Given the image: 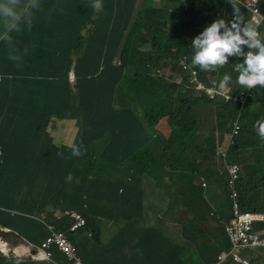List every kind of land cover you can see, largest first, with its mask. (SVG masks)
<instances>
[{
	"label": "trees",
	"instance_id": "obj_1",
	"mask_svg": "<svg viewBox=\"0 0 264 264\" xmlns=\"http://www.w3.org/2000/svg\"><path fill=\"white\" fill-rule=\"evenodd\" d=\"M50 1L45 0V3ZM154 1L149 16L150 9L141 7L139 0H107L105 4L101 0L105 11L94 9L92 4L90 9L85 7V0H64L65 14L60 10L63 34L59 41L48 34L42 38L33 34V40L36 37L41 40L44 53L56 64L49 67L46 76L49 80H39L40 85L20 78L10 80L9 76L21 73L7 72L12 67L0 65V69L6 70L0 71L5 77L0 85V228L11 230L4 233L0 229V237L18 235L40 243L48 235L47 223L67 232L72 225L68 206L86 218L85 230L97 226L94 223L103 212L100 204L110 201L104 199L110 188H116L118 200L129 205L130 209L124 208L125 216L143 220L149 194L128 195L124 187L129 189L130 185L137 193L142 192L145 177L153 178L157 188L178 202V161L180 157L188 158V154L178 151L177 142L183 143L181 139L194 129L191 124L194 105L213 104L204 96L199 97V101L192 96L195 92L188 89L190 74L183 69V57L189 56L191 66L193 38L218 18L230 21L233 6L227 0H159L172 5L176 3L171 11L180 23L175 24V19L158 16L157 12H162L165 4ZM235 7L239 9V19L246 25L247 12L238 3ZM259 7L264 15V0H259ZM86 10L90 11L84 13ZM262 30L263 27L257 29L261 35ZM21 35L23 40L16 39V47L33 50L36 47L34 41L28 40L25 33ZM9 51L15 54V47L4 46L0 56L8 55ZM36 54L29 55V65L34 62L37 66L44 60L37 59ZM242 59L230 57L234 63H241ZM118 60L120 64L116 63ZM72 69L76 79L74 85L68 80ZM158 69L169 70V74L154 75ZM196 69L201 72V79L207 80L203 71ZM225 74L232 77L228 87L236 90V75L226 65L220 68L219 79L222 80ZM178 79L183 83L178 84ZM7 84L17 86L18 90L4 91ZM254 91L252 100L256 103L261 97L264 103V87L258 86ZM55 94L56 99L53 98ZM57 102H63L66 108L61 109ZM233 105L215 107L213 129L218 134L230 130ZM261 112L264 118V111ZM125 120L135 123L143 143L134 150L132 165L123 173V182L108 184L101 178V173L95 171L99 159L116 161L114 156H106L109 149L115 147V152L117 148L124 152L121 163H126L131 155L125 151V145L136 146L125 137L130 134L128 125H121L120 131L110 129L111 124ZM150 129H155L150 134L157 136L153 141L151 136L148 137ZM121 136L123 140L117 142ZM198 139L199 135L192 133L182 145ZM73 145L79 147L80 155L72 154ZM241 147L250 150L241 153ZM142 154L143 162L139 158ZM229 161L241 167L238 193L242 209L249 212L256 208L262 210L264 140L258 136L238 141L231 150ZM181 186L186 190L183 201L188 204L186 207L182 203L180 207L165 210L164 206L154 205L162 213L163 222L171 219L181 226V240L171 239L159 225H150L145 227L139 242L133 241L138 236V227H135L122 230L110 243L102 244L99 231L91 230L96 247H103L113 255L123 254L120 263L111 257L105 264H140L129 262V257L144 251L147 264L216 262L217 254L228 247L224 225L210 216L208 204L199 201L203 193L197 196L199 202L195 201L196 195L190 191L192 180L185 173ZM66 187L70 192V203L63 205L62 210L51 208L58 191ZM133 200H138L140 208L135 209ZM10 210L21 214L13 216ZM116 211L118 213V209ZM208 220L210 222H206ZM202 222L210 229L203 230ZM68 235L72 239V233ZM17 259H7L0 254V264H17ZM58 259L62 261L63 257L58 255ZM19 262L48 264L28 259H19ZM84 263L90 264L87 260Z\"/></svg>",
	"mask_w": 264,
	"mask_h": 264
},
{
	"label": "clouds",
	"instance_id": "obj_2",
	"mask_svg": "<svg viewBox=\"0 0 264 264\" xmlns=\"http://www.w3.org/2000/svg\"><path fill=\"white\" fill-rule=\"evenodd\" d=\"M247 1L248 0H227V2L233 6L232 19L230 21H226L224 18H218L215 21H213L210 25L205 27L204 30L199 35L193 38L191 43V48L193 50V54L191 57L192 67L189 65V56L184 55L183 57V69L184 71H187L190 74L188 89L194 91L195 93L192 94H196L198 96V99L195 98L196 100L199 101L200 98L204 96L213 103L212 105L214 109L215 107H220V105H228L232 103L234 104L233 105L234 114L232 118L229 120L230 130L227 133H222V134H218L216 132L217 137H220L223 134H225V140H223L218 145L216 149V155L217 158L220 160L219 163L225 168V173H226L225 187L227 192V198L230 202V207H229L230 217L228 219H225V221H222L217 213H211V211L208 209V211H210V216L216 217V219L220 220L221 225L222 224L224 225L223 232L227 236V244H228V247L223 248L217 254L216 262L212 264H230V263L243 264L241 262L235 261L233 259L234 255L238 256L241 260L246 261L247 264H255V262L258 259L257 255H253L250 259H248L243 255V253L249 251L250 249H256V248H260L264 251V247L262 246H249V247L238 246L237 251H235L234 244L230 240V236H229V229H230L229 226L231 220L233 219V202L230 198V191L227 186L228 183L227 167L232 164H236L239 168L238 180L236 182V192H237V202L239 204L240 211L246 212L250 215L251 231L252 233L257 234L253 230V220H252L251 212L242 209L239 200L238 182L241 176V167L237 163L228 160V155H231L232 148H234L235 145H237V142L240 141L242 132L244 131L245 122L242 121V108H244L246 104H248V102L251 99H253L254 88L258 86L264 87V22L255 28L250 26L251 13L245 7ZM257 2H258L259 11L261 15L264 17L259 7V0H257ZM235 3L241 5L244 8V10L247 12L248 20H246V25L239 19V15H238L239 9L235 7ZM91 6L94 9H99L102 7V2L101 0H93ZM40 10H42L41 0H0V42H4L6 45L15 47V54H13L12 51H9L8 55L5 53V56L1 57L2 59H5L3 61L4 64H7L9 67L24 66L23 64H20V61L22 60L27 65H29L26 59L21 57L20 50L16 47L14 34L15 33L19 34L25 28H27L30 31L33 26L35 13ZM217 16L220 17V14H217ZM260 27H263L262 35L257 31V29ZM26 51L27 49H25V52ZM233 56L242 57L243 58L242 62L241 63L232 62L230 60V57ZM15 62H17V64ZM116 63L120 64L119 60L116 61ZM225 65L229 66L232 72L236 75L235 77L238 83V86L235 88L236 90H233L228 87L232 79L230 75L225 74L222 80L219 79L218 76L219 70L221 67H224ZM197 67L203 71L204 76L207 80L201 79V72L196 69ZM36 73L37 76H30L28 74L21 73L20 75H11L8 78L10 80L20 78L30 81V80H36L39 78V76H41L42 79H46L47 76L46 72H39L36 69ZM167 74H169V70L165 71L162 69H158L154 73V75H164V76ZM72 78L73 81H71ZM4 79H5L4 74L0 72V85L4 82ZM68 80L71 85L75 84L76 79H75L74 69H72L68 74ZM177 83L182 84L183 81L181 79H178ZM214 83L216 85H214ZM201 85H203L204 88H201ZM211 89L216 90V95L213 98L211 97ZM246 89H250V96L246 98L243 104H241L238 96L241 91H245ZM226 95L229 96L228 100H226L227 97ZM198 104L199 103H197V105ZM197 105H194L192 109V111L194 110L193 111L194 113L197 109ZM4 112L6 113V110ZM206 112H208L209 114L205 115ZM201 115H204V118L207 121L209 116H211L209 111H202ZM213 115L215 121L216 118L215 114L213 113ZM254 115L255 112L253 113L251 120L253 119ZM139 117L142 116L139 115ZM235 122L239 126L237 135H233L232 133L234 128L233 124ZM191 124L192 127H194L192 133L195 131L197 132L201 131V126L199 125L198 122L194 120V114ZM254 127L259 138L264 140V120L257 121ZM155 138H157V136L153 135L152 141ZM230 140L233 141V144H229ZM177 144L179 147L178 151H181L180 149L182 143L177 142ZM220 150L226 151L225 157L221 156V154L219 153ZM72 154L80 155L79 147L73 145ZM179 161H178V165H179ZM202 180L203 183L201 185L203 187H206L207 184L205 183L204 179ZM153 181L155 182L154 179ZM175 203H179V198H178V202H176L175 199ZM183 205L184 207H186L188 204L183 203ZM53 206L54 204H51L50 207L53 208ZM176 206H172L171 208L174 209ZM178 206L180 207L181 205ZM156 211L159 214L158 216L161 217L162 213L158 210ZM10 213L13 216H17L21 214L18 211H14V210H10ZM67 214L71 215L72 217V225L69 226L67 232L58 230L57 226L53 223H47L46 227L48 230V235L40 243H34L24 237L20 238L18 235H16L13 238V240H16L17 242L16 244L14 243L13 245H9L6 241L0 239L1 256L6 257L7 259L10 257L18 258L17 264H20L19 259L22 260L28 259L36 262H46L48 264H74L78 260L79 264H85L83 258L77 254V246L75 243L72 242L71 237L68 235V233H72V236H74L78 231H82L87 225L86 218L81 213H78L76 211H68ZM75 214L81 215L82 218L85 220V224L82 227L73 228V226L76 224V219L74 217ZM206 222H210V221L208 220ZM177 225L181 229V226L178 223ZM49 226H54L57 234H63V236L74 245L75 253H76L75 260L72 261L69 260V258L64 253H62L56 245H52L49 250L52 256L49 258L46 257L45 250L43 249V244L52 235V232L49 230ZM0 229L4 233L11 232V230L9 229H3V228ZM87 230H89L88 237L92 238L91 237L92 231H90V229ZM258 236L264 242V237H261L260 235ZM201 242L202 241L200 239L199 243ZM2 245H4L5 249L2 248ZM21 246H24L26 250L22 255H18L16 249L20 248ZM58 255L59 256L61 255L63 257L62 261L58 259ZM222 256L224 257L222 259H219V257Z\"/></svg>",
	"mask_w": 264,
	"mask_h": 264
},
{
	"label": "rangeland",
	"instance_id": "obj_3",
	"mask_svg": "<svg viewBox=\"0 0 264 264\" xmlns=\"http://www.w3.org/2000/svg\"><path fill=\"white\" fill-rule=\"evenodd\" d=\"M192 1L196 2L198 0H192ZM201 1H203V0H201ZM156 2L161 3L163 5L165 4V7L163 8L162 12H157L159 17H161V18L162 17H168L172 21H174V19H175V24L180 23V20L171 11V9L173 8V5H175L176 3H173V5H172L170 2H161L159 0H156ZM139 4L141 7L142 6H148V8L150 9L149 14L151 16V6L153 4H155V1L154 0H139ZM84 6L88 7L90 9V3L87 0H85ZM246 20H248V15L246 17ZM26 36H30V33L27 32ZM19 39H20V41L22 40L21 37ZM4 46H6V44L4 42H0V52L3 50ZM26 48H28V47H26ZM20 55H21V57L25 58L26 61L28 62V57H29L28 54L22 55V53L20 52ZM43 59L48 60V57L45 56ZM4 60L5 59H2L0 56V65H7V64L3 63ZM49 67L50 66H40V65H37V66H35V65H33V66H19V67L13 66L7 72H12V73H19L20 72L22 74H28L30 76H37V73H36V69H37L39 72H46L47 75H49L48 74L50 72ZM0 71H6V70L1 68ZM52 72L53 71H51V73ZM39 80L48 81L49 78H46V79L38 78L36 80H30V82L40 85ZM38 89H40V87L39 88H33L29 92L36 91ZM6 90L17 91L18 87L13 86L11 84H7V86L4 88V91H6ZM254 93H255V91H254ZM56 95L57 94L54 95V97H53L54 99H56L55 98ZM192 96L194 98L198 99V96L196 94H192ZM57 104L59 105V107L61 109L66 108L65 105L63 104V102H57ZM261 110L264 111V103H263V100L261 99V97L257 98L256 103L251 99L248 102V104H246V106L244 108H242V121L245 122V127H244V131L242 132L240 142H242L243 140H250V139H254V138L258 137L254 125L257 121L264 120V118H262V116H261L262 115ZM202 111H209L210 112L211 116H209L208 121L204 118V115H201ZM214 112H215V109H214L213 105H205V104H198L197 105V109L194 113V120L196 122H198L199 125L201 126V131L200 132L195 131L193 133H197L199 135L200 139H198L195 142H189L187 145L185 143L184 145H181V149H180L181 152L184 151L185 153L188 154V158H187L188 159V167L191 166L190 161L192 159H194L195 156L197 157L200 154H206V155H211V156L215 157L218 165H220V163H219L220 160L217 158V155H216V148L218 147V145L223 140H225V134H223L220 137L216 136V131L213 129V126L215 125L214 115H213ZM254 112H255V115H254L253 119L251 120ZM208 114H209L208 112L205 113V115H208ZM121 125H128V130H130V134H129V136H125V137H127L130 141H132L134 144H136V146L135 145H130V146L125 145V147H124L125 151L131 155L126 163H121V161L124 160V155H125L124 152L119 148H117L118 151L115 152L114 151L115 147H111L109 149V151L107 152L106 156L108 158H110V156H114L117 159L116 161L113 162L107 158L99 159L100 161L97 162L95 171L101 173V178L105 179L108 184H116L117 182H123V178H124L123 173L127 170V168L130 167V165H132L131 159H132V156H134V150L137 149L136 147L139 146V143H143V136L139 135L141 131H139L137 128H135L136 125L131 120H125L122 123L117 122L116 124H111L110 129L112 132L115 129L120 131ZM150 131L153 134L155 132V129H150L148 132V137L151 136L153 138V135L150 134ZM122 132H124V131H122ZM190 135L191 134L182 138L181 139L182 142L184 143ZM122 137L123 136H121V138H118L117 142L120 140H123ZM116 145H117V143H116ZM200 149H203V150L200 151ZM198 150H199V153H197ZM249 150L250 149H248L246 147L240 148L241 153H247V152H249ZM229 157H230V155H228V160H229ZM139 158L143 162L144 154L140 155ZM178 170H179V165H178ZM263 185H264V183H263ZM48 186H50L49 183H48ZM124 190L127 191L128 195L129 194L135 195L134 190H132L130 185H129V189H126V187H124ZM115 192H116V188L115 189L114 188L107 189L106 196L104 199H107L110 201L105 202V204H102V203L100 204L101 208L103 209V212L101 213L102 215L100 217H98V219L94 223L97 226L92 225L91 228H89L90 231L91 230L92 231H95V230L99 231L102 244H105V241L107 242V238L109 236L107 231H106V226H108V225H112V228H111L112 230H114V229L118 230L117 231V233H118L117 236H118L122 230L129 231L135 227L137 228V226L142 227L143 224L145 223V218L143 220H135V219H129V217L124 215V213H125L124 208L130 209V208H128L129 205L122 204L121 201L118 200ZM263 193H264V190H263ZM69 194H70V192H69L67 187L65 189L58 191V194L55 196V199H54V203H53L54 207L62 210L63 205H66L69 202L68 201ZM141 194H143V196H146V191L143 190V192H139L138 197ZM149 196H150V193H149ZM133 204H134L135 209L140 208L138 200H134ZM154 205L155 204H152V206H154ZM171 207L172 206H170L168 209H170ZM67 209L69 211L73 210L71 206H68ZM116 209H118V213H117ZM152 212H153L152 215L158 216V213L156 210H152ZM229 214H230V212H229ZM251 216H252V220H253L254 232H256L261 237H264V208L262 210H257V208H256L255 210H253V212H251ZM219 218L222 221H225V219H226L224 216H219ZM153 221H154V219H153ZM201 225H202L203 230H206V229L209 230L210 229L208 227V225L207 224L205 225L203 222L201 223ZM82 232H84V235H85L84 245H80L74 236H72L71 240L73 243L76 244L77 254L83 258V261L86 262V260H87V262H89L90 264H93V262H95L98 258L103 256V254L106 251L103 247H96L95 246L92 238L88 237L89 230L83 229L82 231H78L77 233H82ZM104 238H105V241H104ZM0 239H2L3 241H6L9 245L14 244L13 238H11V237H8V238L0 237ZM144 253H145V251L141 254H139L137 252L135 254H132V257H129V262H133V263L139 262L140 264H144V263L147 264L148 262L145 261V258H147V257H143ZM261 254L264 255V251L260 248L250 249L249 251H246L243 253V255L248 259H250L253 255L260 256ZM138 255H139V257H138ZM255 264H258V262L256 261Z\"/></svg>",
	"mask_w": 264,
	"mask_h": 264
},
{
	"label": "crops",
	"instance_id": "obj_4",
	"mask_svg": "<svg viewBox=\"0 0 264 264\" xmlns=\"http://www.w3.org/2000/svg\"><path fill=\"white\" fill-rule=\"evenodd\" d=\"M63 1L64 0H55V1L52 0L48 4H46L45 0H41L42 10L35 13V18L31 30L29 31L27 28H25L19 34L15 33L14 34L15 40L19 39L20 37L23 40V36L21 34L22 33L26 34L28 32L30 33V36H27L28 40H33V34L34 35L39 34L41 38L43 37L44 34H48L49 37L59 41L60 36L63 34V30L61 27V23L63 19L61 18V13H60V10H62V13H64V8H63L64 6L62 5ZM87 1L90 4H92L91 0H87ZM105 3H107V0H104V4ZM101 10L102 11L107 10L105 7L103 10V4ZM89 11L90 10L88 11L86 10L84 11V13ZM148 15L150 16L149 12ZM33 41L36 45V47L33 50L30 51L27 50L25 52L26 48L22 46L20 47L22 55L28 54L31 56V54L36 52L38 54V56L36 54L37 59H43L46 56V54L44 53V47L40 43L41 40L38 41V38L36 37L35 40ZM15 63L17 64V62ZM20 64H23L24 66L35 65L34 62H32V64L30 65H27L22 60L20 61ZM38 65L53 66L56 64L50 57H48V60H43L41 62H38ZM201 150L203 149H200V151ZM197 153H199V150ZM180 158L181 159L179 161V175H178L179 203L172 202L171 197L167 196L162 189L156 187V182H154L153 179L149 177L143 179L141 190L143 192V189L145 188L146 193L147 194L150 193V198H148L145 202V217H144L145 223L143 224L142 227L137 226L138 236L133 240L134 242H139V240L141 239L142 235L145 232L146 229L145 227H149L150 225H159L161 229L165 232V234L168 235L171 239L175 241L181 240L182 232L179 226L177 225V223L175 221H170L171 219L163 222L160 216L152 215L153 213L152 210H156L155 206H153L152 208V204L164 206L165 210H167L170 206H176V204L182 205L186 194V190H183L181 186V184L183 183V173H185V175H188V177H190V179L192 180V186H190V191L194 192V194L196 195L195 197L196 202L200 201L203 202V204H208V209L211 211V213H218L219 216H224L226 219L230 217L229 214L230 202L227 198V192L225 187L226 173L224 166H222L221 164L218 165L215 157L206 154H200L197 157L195 156V158L190 161L191 164L190 167H188V160L186 156H184V158L183 157ZM202 179H204L205 183L207 184L206 187L203 186L201 187V184L203 183ZM134 193L135 195L138 194L136 193V191H134ZM200 194H202V199L198 201L197 196ZM111 228L112 225L106 226V231L109 236L107 238V242L105 241L104 238L105 244L110 243L118 234L117 233L118 230L115 229L112 230ZM74 237L80 245H84L85 243L84 232L76 233ZM121 255L120 254L113 255L111 252H105L103 256H101L100 258L97 257L98 259L95 262H93V264L95 263L105 264L107 260L111 257H114V259L118 260V262L120 263L122 260ZM257 262L258 264L261 263L264 264L263 254L258 256Z\"/></svg>",
	"mask_w": 264,
	"mask_h": 264
},
{
	"label": "built area",
	"instance_id": "obj_5",
	"mask_svg": "<svg viewBox=\"0 0 264 264\" xmlns=\"http://www.w3.org/2000/svg\"><path fill=\"white\" fill-rule=\"evenodd\" d=\"M245 7L251 13L250 26L255 28L264 22V17L261 15L259 11L257 0H248L245 4ZM71 81H73V78L71 79ZM214 85L216 84L214 83ZM201 88H204V86L201 85ZM215 95H216V90L211 89V97L213 98L215 97ZM249 96H250V89L241 91L238 96L240 103L243 104L246 98H248ZM228 98L229 96L226 97V100H228ZM233 125H234V128H233L232 133L233 135H237L239 126L237 125L236 122ZM229 144H233V141L230 140ZM219 153L221 154L222 157L226 156L225 150H220ZM227 171H228L227 186L230 191V198L233 202V219L231 220V223L229 226L230 228L229 236H230V240L234 244V250L237 251L238 246L240 247H249V246L264 247V242L260 239V237L257 234L252 233L251 231L250 215L246 212H241L239 208V204L237 202L236 182L238 180L239 168L236 164H232L227 167ZM74 217L76 219V224L73 226V228L82 227L85 224V220L82 218L81 215L75 214ZM49 230L52 232V235L43 244V249L45 250L46 257L49 258L52 256L49 250L52 245H56L58 249L69 258V260L71 261L75 260L76 253H75L74 245L70 241H68L63 236V234H57L54 226H49ZM223 257L224 256L219 257V259H222ZM233 259L243 264H247L246 261L241 260L236 255H234ZM74 264H79V261L77 260V262Z\"/></svg>",
	"mask_w": 264,
	"mask_h": 264
},
{
	"label": "bare ground",
	"instance_id": "obj_6",
	"mask_svg": "<svg viewBox=\"0 0 264 264\" xmlns=\"http://www.w3.org/2000/svg\"><path fill=\"white\" fill-rule=\"evenodd\" d=\"M2 248L5 249L2 245ZM26 250V248L24 246H21L20 248L16 249V252L18 255H22L24 253V251Z\"/></svg>",
	"mask_w": 264,
	"mask_h": 264
}]
</instances>
